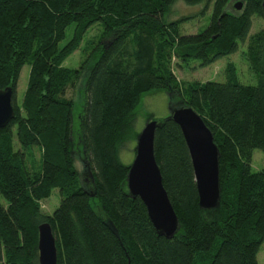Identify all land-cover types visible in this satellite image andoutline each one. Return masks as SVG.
Returning a JSON list of instances; mask_svg holds the SVG:
<instances>
[{
    "label": "trees",
    "instance_id": "16d2710c",
    "mask_svg": "<svg viewBox=\"0 0 264 264\" xmlns=\"http://www.w3.org/2000/svg\"><path fill=\"white\" fill-rule=\"evenodd\" d=\"M176 1L0 0V88H13L14 108L0 129V264H38L37 227L44 221L57 264H259L264 168L253 170L250 161L254 149L264 154V25L250 28L252 17L264 20L263 0H241L237 12L230 0H182L212 2L207 26L195 34L179 32L187 17L164 19ZM96 23L104 30L91 54L77 68L64 66ZM70 24L73 35L60 46ZM245 40L256 84L241 83L231 62L224 82L180 84L172 74L175 58L203 67ZM25 64L28 81L17 104ZM80 77L83 105L73 123L74 102L64 92ZM154 90L168 93L171 108L192 107L220 152V201L202 209L179 126L170 115L156 120L154 155L179 220L170 239L156 234L142 201L128 194V166L118 156L141 96ZM31 147L40 151L37 170L25 163ZM55 188L60 201L47 214L40 201Z\"/></svg>",
    "mask_w": 264,
    "mask_h": 264
},
{
    "label": "rangeland",
    "instance_id": "374dc122",
    "mask_svg": "<svg viewBox=\"0 0 264 264\" xmlns=\"http://www.w3.org/2000/svg\"><path fill=\"white\" fill-rule=\"evenodd\" d=\"M231 5L241 2V0H230ZM264 4V0L262 2ZM233 8V7H232ZM212 2L207 5L204 2L188 5L182 0H177L170 7V11L165 15L164 19L167 21L176 20L181 17H187L179 25V32L182 34H195L203 30L211 15ZM233 12H237L240 9H231ZM263 19L258 16L252 17V24L250 33H254L263 27ZM104 27L102 23H96L88 28L84 34L83 42L80 48L76 49L70 54L63 65L70 68H77L91 54V48L95 47V43L100 39L103 33ZM74 31V24H70L65 30L64 38L59 42V45H63L68 41ZM247 50V40L243 43H239L237 50L226 56L212 61L206 66H200V61L197 59H191L188 63L179 61L177 58L171 61L172 74L176 77V80L181 84L188 81H218L224 82L226 80V67L229 62L233 63L235 70L237 71L238 80L244 84H256L257 77L256 72L251 67L248 59H245V51ZM29 66L23 65L18 77L16 90H15V101L17 104L21 103L23 98L24 90L28 81ZM81 77L75 82V85H68L64 92L65 98L73 99V123H78L79 113L81 112L83 105V96L81 95L80 88H82ZM152 116V117H150ZM169 116V104H168V93L164 90H154L147 92L141 96L140 104L138 105L135 120L132 126L130 138L120 145L118 150L119 160L125 164H131L135 155L136 137L144 127L145 123L154 118L160 120ZM13 146L14 149L20 150L15 134L13 135ZM25 163L28 170H37L41 167V161L39 162V149L37 147H31L25 151ZM75 165L79 171L82 170L83 164L76 157ZM250 165L253 170L264 168V154L259 149H254ZM60 201V195L57 188L53 189L50 196L40 201L41 210L47 214H51L53 210L58 206ZM257 261L259 264H264V242L261 244L260 249L257 253Z\"/></svg>",
    "mask_w": 264,
    "mask_h": 264
},
{
    "label": "water",
    "instance_id": "95a60500",
    "mask_svg": "<svg viewBox=\"0 0 264 264\" xmlns=\"http://www.w3.org/2000/svg\"><path fill=\"white\" fill-rule=\"evenodd\" d=\"M241 2L235 4L241 8ZM13 88H0V129L14 116ZM169 115L179 126L188 149L198 196L202 209H213L220 201L219 156L213 133L203 118L190 106L169 107ZM155 119L148 120L136 137L135 155L128 165L126 186L128 194L144 204L155 232L168 239L176 233L179 220L162 183L160 168L154 155ZM38 264H57V248L52 227L44 221L38 225ZM129 264V263H128Z\"/></svg>",
    "mask_w": 264,
    "mask_h": 264
}]
</instances>
